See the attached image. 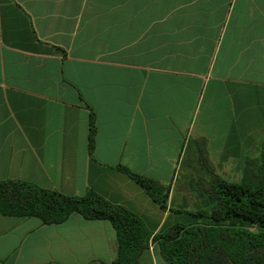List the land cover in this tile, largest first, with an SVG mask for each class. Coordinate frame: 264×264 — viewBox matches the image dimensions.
<instances>
[{
	"label": "crops",
	"instance_id": "obj_1",
	"mask_svg": "<svg viewBox=\"0 0 264 264\" xmlns=\"http://www.w3.org/2000/svg\"><path fill=\"white\" fill-rule=\"evenodd\" d=\"M263 143L264 0H0V181L93 191L154 236L195 221L170 209L194 208L190 183L242 182ZM119 166L170 185L169 208ZM117 255L108 221L0 213V264Z\"/></svg>",
	"mask_w": 264,
	"mask_h": 264
},
{
	"label": "trees",
	"instance_id": "obj_2",
	"mask_svg": "<svg viewBox=\"0 0 264 264\" xmlns=\"http://www.w3.org/2000/svg\"><path fill=\"white\" fill-rule=\"evenodd\" d=\"M91 126L90 149L95 134ZM119 169L162 210L169 208L170 185ZM190 189L194 208L170 209L188 213L195 221L154 236L138 214L93 191L70 196L18 179L0 181V213L37 218L45 225L63 223L73 214L108 221L118 239L113 264H139L151 242L157 243L166 264H264V143L260 157L247 159L242 182H228L209 168L208 179L190 183Z\"/></svg>",
	"mask_w": 264,
	"mask_h": 264
},
{
	"label": "rangeland",
	"instance_id": "obj_3",
	"mask_svg": "<svg viewBox=\"0 0 264 264\" xmlns=\"http://www.w3.org/2000/svg\"><path fill=\"white\" fill-rule=\"evenodd\" d=\"M176 217H179L180 221L187 220V219L191 218V217H189V214L182 215V216H176ZM142 264H151V262L148 259L143 258ZM155 264H166V263L164 262V260L160 256H157L155 258Z\"/></svg>",
	"mask_w": 264,
	"mask_h": 264
}]
</instances>
